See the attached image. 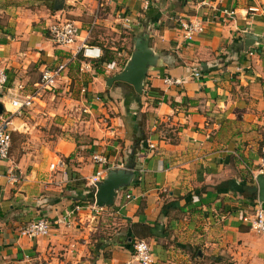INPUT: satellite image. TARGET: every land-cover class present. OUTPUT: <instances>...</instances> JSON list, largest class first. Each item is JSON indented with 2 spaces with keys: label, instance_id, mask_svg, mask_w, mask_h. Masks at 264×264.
Here are the masks:
<instances>
[{
  "label": "crops",
  "instance_id": "1",
  "mask_svg": "<svg viewBox=\"0 0 264 264\" xmlns=\"http://www.w3.org/2000/svg\"><path fill=\"white\" fill-rule=\"evenodd\" d=\"M144 2L157 15L154 22L144 18ZM251 7L258 11L247 13ZM122 16L130 29L145 28L157 56L138 95L122 83L106 86L120 71V59L126 60L123 50L107 48L115 59L100 66V75L96 62L80 71L82 60L75 54L81 41L99 47L118 36ZM192 16L203 20V32L184 42L177 21ZM62 20L78 28L67 47L55 46L46 31ZM60 63L66 66L54 88L32 107L47 114L53 93L77 82L86 116L72 133L40 140L35 149L0 162V264H92L93 244L101 238L107 241L94 264L130 261L129 241L135 239L148 244L150 264H264V236L241 222L253 204L237 193L244 162L253 174L264 145V0H0L2 113L9 110L3 95L30 94L40 70ZM191 68L199 71L198 80L188 78ZM163 77L182 83L165 86ZM26 111L10 118V144L12 134L31 136L32 125L42 124L28 122ZM137 126L145 136L132 159L142 171L139 180L120 188L112 205L101 209L113 228L102 235V224L90 223L95 216L86 211L67 218L74 204H89L86 179L99 168L91 155L105 157L108 169L126 165ZM9 166L14 184L4 178ZM226 180L232 184L213 190ZM39 217L49 223L48 236L19 235Z\"/></svg>",
  "mask_w": 264,
  "mask_h": 264
},
{
  "label": "built area",
  "instance_id": "2",
  "mask_svg": "<svg viewBox=\"0 0 264 264\" xmlns=\"http://www.w3.org/2000/svg\"><path fill=\"white\" fill-rule=\"evenodd\" d=\"M102 1V0H99ZM147 8V2L143 3V9ZM256 7H251L247 9V13L253 14L257 12ZM222 14L226 17H231L233 12L222 11ZM97 18V13L95 12L90 29L94 25ZM121 27L123 29H130L129 19L125 16L121 18ZM177 27L181 33V38L184 42H190L195 37L199 36L203 32V20L200 17L192 16L191 18L182 19L177 21ZM89 29V30H90ZM49 39L57 47H67L74 43L77 36L78 28L76 25L68 20L57 21L49 24L46 28ZM89 32V31H88ZM87 32V33H88ZM76 55L82 58V63L80 65V71L86 72L90 70L91 63L97 61L101 57V50L98 46L87 45L84 41H81L77 50ZM66 63H60L51 68H43L39 72V77L33 90L30 94L20 96V95H3V99L7 100L9 110L4 109V113L0 114V162H5L8 160V154L10 149V118L15 114H20L22 111L29 110L36 98L41 94L50 91L54 88L56 81L59 79L60 74L65 69ZM200 73L197 69L191 68L188 73V78L193 80H198ZM6 82V75L2 68H0V90L3 88ZM161 82L165 86H175L182 83L181 79L163 77ZM1 94V91H0ZM148 149H151V145H147ZM260 158L254 169L252 177L261 174L264 175V145L259 149ZM91 161L93 164L99 166V168L86 179V186L90 187L91 190L95 191V184L100 182L108 170L106 167V158L100 155H91ZM125 165H119L116 169H123ZM50 168H53L51 165ZM135 173L134 181H138L141 170H133ZM1 177V176H0ZM4 178L10 184L17 182V177L14 174V170L9 166L5 170ZM92 193V194H93ZM125 199L129 198V195H124ZM101 209L96 208L93 204H74L67 212L66 217L70 218L78 212L86 211L91 217L95 216ZM248 230L251 232L264 236V205L259 204L256 200L252 206L251 212L241 218ZM50 231V226L48 221L39 217L34 221L28 223L26 226L22 227L19 231V235L28 239H35L38 237L48 236ZM130 253L131 260L122 264H150L151 254L148 244L143 240L135 239L130 243Z\"/></svg>",
  "mask_w": 264,
  "mask_h": 264
},
{
  "label": "rangeland",
  "instance_id": "3",
  "mask_svg": "<svg viewBox=\"0 0 264 264\" xmlns=\"http://www.w3.org/2000/svg\"><path fill=\"white\" fill-rule=\"evenodd\" d=\"M134 33L135 30L133 29H121L118 36L112 37L110 39L106 38V40L102 42V45L99 46L101 53H103V51H109L107 48L109 46H112L116 51L123 50V52L128 57L127 51L131 52V38L134 36ZM127 57L125 58L127 59ZM85 75H87V77L85 78L86 80H83L84 83L88 80V74ZM80 88L81 86H79L77 82H71L65 92L62 91L61 94H58L55 91L53 93L54 97L49 100L51 110L49 108L47 114L39 115L38 113H35L34 106L32 107V109L26 111L25 118H27L26 120L28 122L35 123V120L37 119L38 121L41 120L42 124H39V126L32 125V128L35 129L32 130L31 136L27 134L23 137L12 134L10 144L11 149L9 154L19 156L25 151H31L32 149H35L37 147V144H41L40 140H43V144L53 141L55 139V136L63 135L70 129L72 130V133L73 129L76 128L77 123L79 124V122H81V120H84L86 116V114L82 112L79 106V104L84 103L85 100V93L80 92ZM51 91L52 89L48 93H50ZM55 119L62 120V122H54ZM100 211H98L94 219H90L92 221L90 223L100 222L103 226L102 228H104L102 231V235H106L108 231L113 228L114 224L108 221L107 218H104L102 216L103 211ZM87 224L88 223H84L81 225L78 224V226L86 227ZM90 236H92L93 238L96 236V234L93 235L92 233H90Z\"/></svg>",
  "mask_w": 264,
  "mask_h": 264
},
{
  "label": "water",
  "instance_id": "4",
  "mask_svg": "<svg viewBox=\"0 0 264 264\" xmlns=\"http://www.w3.org/2000/svg\"><path fill=\"white\" fill-rule=\"evenodd\" d=\"M249 37L246 36L245 40ZM132 49L121 70L106 79V86L113 82L122 83L132 88L135 94L142 92V82L148 69L155 64L157 56L148 47V35L145 28L135 30L131 38ZM245 44L247 45L246 41ZM0 104V114L2 113ZM132 154V150L129 155ZM135 173L133 165L126 164L123 169H108L105 177L95 184L92 202L96 208L109 207L113 203L114 196L120 188L130 186L134 181ZM256 187V201L264 205V175L257 174L253 178Z\"/></svg>",
  "mask_w": 264,
  "mask_h": 264
},
{
  "label": "trees",
  "instance_id": "5",
  "mask_svg": "<svg viewBox=\"0 0 264 264\" xmlns=\"http://www.w3.org/2000/svg\"><path fill=\"white\" fill-rule=\"evenodd\" d=\"M154 9H150V8H147V10L145 11V14H144V18H149V19H153V22L157 19V15H155V11H153ZM136 30V29H135ZM116 51V50H115ZM127 54L129 56V51H127ZM115 52H112V51H103V53H101V57L95 61L97 63V66L95 67V74L97 75H100L103 73L102 69H100V66H105V65H108L110 64L111 62L114 61L115 57ZM79 57V60H82V58L80 56ZM125 59H122L119 63V66L120 68L123 67L124 63H125ZM134 132L138 133L135 137H134V140H133V151H132V154L131 155H128V158H129V162L127 164H131L133 165V170H137V168L135 167V164L132 162V159H133V155L135 152H138V150L140 148L143 147L144 145V141H145V136L144 134L142 133V131L140 130V127H135L134 128ZM236 162H240L238 159L235 160ZM244 162V161H242ZM245 163V164H244ZM243 164L246 166V167H243L244 170H243V174L241 176V183L242 185L237 189V193H239V195L245 199L246 201L254 204L255 200H256V187L254 185V182H253V177L250 172V170H248L250 167V165L246 162H244ZM228 183L232 184V181L230 180H226V181H222L220 183H218L216 186H214V189L213 190H223V189H226L227 188V185ZM93 191L91 190L90 192V198L86 201L87 203L91 204L92 203V194ZM83 203V202H82ZM131 240V239H130ZM107 240H105L104 238H101V239H97L94 244H93V250L91 252H93V257H92V264H94V261H95V258H96V254H97V250L100 248V246ZM129 247H130V241H129ZM105 258V255L102 254V259Z\"/></svg>",
  "mask_w": 264,
  "mask_h": 264
}]
</instances>
